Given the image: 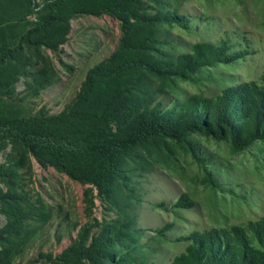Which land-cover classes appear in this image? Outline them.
<instances>
[{
    "label": "rangeland",
    "instance_id": "1",
    "mask_svg": "<svg viewBox=\"0 0 264 264\" xmlns=\"http://www.w3.org/2000/svg\"><path fill=\"white\" fill-rule=\"evenodd\" d=\"M51 2L37 0L36 15L23 26L41 25ZM64 23L56 26L68 30L65 43L55 51L40 46L43 59H33L40 61L36 70L48 67L54 85L34 96L26 86L33 80L16 84L29 114L62 112L89 71L127 51L140 28L155 36L154 43L146 42L155 60L172 61L192 53L198 43H210L226 46L229 61L202 68L191 79L165 80L141 71L140 93L126 94L120 126L127 128L137 108L159 106L161 113L151 121L167 135L134 146L124 156L118 180L101 193L29 158L17 174L31 205L24 214L32 219L21 223L26 237L16 247L22 252L13 264H62L61 256L83 230L86 247L96 243L107 257L101 264H172L195 236L213 231L264 250V139L237 148L226 125L208 110L180 111L191 98L214 100L231 87L264 90V0H141L137 8L121 7L99 17L77 14ZM9 153L0 155V164ZM0 191H9L3 178ZM2 208L0 231L15 223ZM1 246L0 240V251Z\"/></svg>",
    "mask_w": 264,
    "mask_h": 264
},
{
    "label": "trees",
    "instance_id": "2",
    "mask_svg": "<svg viewBox=\"0 0 264 264\" xmlns=\"http://www.w3.org/2000/svg\"><path fill=\"white\" fill-rule=\"evenodd\" d=\"M36 1L0 0V155L10 149L6 163L0 164V178L9 188L6 193L0 191V205L6 216L11 213L15 219V223L11 221L12 228L9 225L0 231V240L5 243L1 246L0 264H13L21 254L16 248L26 237L21 223L32 219L24 214L25 207L31 205L18 186L17 174L29 158L33 157L43 168H54L74 181L93 185L101 193L118 180L124 156L134 146L157 135H167L151 121L154 113H161L159 106L137 108L127 128L122 130L120 126L126 94L140 93L136 87L141 71L165 80L191 79L202 68L229 61L226 46L210 43H198L192 53L172 61L155 60L146 44L154 43L155 36L140 28L127 51L116 53L111 62L89 71L76 97L62 112L53 115L41 110L32 115L25 112L26 99L18 97L16 84L22 78L33 80V86L27 82L26 86L34 96L54 85L48 67L36 70L40 61L33 59H43L40 46L55 51L65 43L68 30L56 25L63 26L65 20L77 14L99 17L121 7L141 5V0H54L47 5L41 25L23 26L36 15ZM161 16L168 18V14ZM224 92V96L214 100L191 98L180 105V111L208 110L221 125H226L237 148L263 140L264 90L246 84ZM232 120L241 123L239 130L232 127ZM219 131L222 133V127ZM12 169L15 170L11 172ZM85 233L81 231L77 244L61 256L62 264H84L87 260L89 264H101V259L108 260L95 248L96 243L86 247ZM172 264H264V250L248 246L237 235L213 231L195 236L186 252Z\"/></svg>",
    "mask_w": 264,
    "mask_h": 264
}]
</instances>
